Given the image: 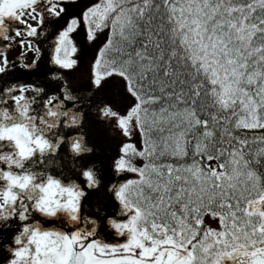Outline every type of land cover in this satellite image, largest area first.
<instances>
[{
	"label": "snow or ice",
	"instance_id": "6c2138e0",
	"mask_svg": "<svg viewBox=\"0 0 264 264\" xmlns=\"http://www.w3.org/2000/svg\"><path fill=\"white\" fill-rule=\"evenodd\" d=\"M0 253L264 264V0H0Z\"/></svg>",
	"mask_w": 264,
	"mask_h": 264
},
{
	"label": "flooded vegetation",
	"instance_id": "af4514ba",
	"mask_svg": "<svg viewBox=\"0 0 264 264\" xmlns=\"http://www.w3.org/2000/svg\"><path fill=\"white\" fill-rule=\"evenodd\" d=\"M49 69L45 67L44 65H41V73L44 71H48ZM53 71L55 69H52ZM86 82V68L84 71L80 69L78 72L73 74V81L75 84H80L82 82ZM111 130L109 128H105L103 126L97 125L94 128L90 129V136L93 139L96 148L98 149L96 153V157H93L94 159L98 158L100 162H104L106 157L109 155V150H115L114 147H116V141H118L119 138L110 136ZM112 147V148H111ZM86 212L88 211L87 206L85 207ZM3 254L0 253V259H2Z\"/></svg>",
	"mask_w": 264,
	"mask_h": 264
},
{
	"label": "rangeland",
	"instance_id": "374dc122",
	"mask_svg": "<svg viewBox=\"0 0 264 264\" xmlns=\"http://www.w3.org/2000/svg\"><path fill=\"white\" fill-rule=\"evenodd\" d=\"M110 136H112V138H113V136L119 138L118 136L114 135V134L112 133V131H111ZM113 139H114V138H113ZM111 148H112V147H111ZM114 148H116V147H114Z\"/></svg>",
	"mask_w": 264,
	"mask_h": 264
},
{
	"label": "trees",
	"instance_id": "16d2710c",
	"mask_svg": "<svg viewBox=\"0 0 264 264\" xmlns=\"http://www.w3.org/2000/svg\"><path fill=\"white\" fill-rule=\"evenodd\" d=\"M81 69H82V71H84L85 68L82 67Z\"/></svg>",
	"mask_w": 264,
	"mask_h": 264
},
{
	"label": "water",
	"instance_id": "95a60500",
	"mask_svg": "<svg viewBox=\"0 0 264 264\" xmlns=\"http://www.w3.org/2000/svg\"><path fill=\"white\" fill-rule=\"evenodd\" d=\"M86 211V210H85Z\"/></svg>",
	"mask_w": 264,
	"mask_h": 264
}]
</instances>
